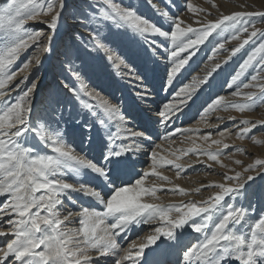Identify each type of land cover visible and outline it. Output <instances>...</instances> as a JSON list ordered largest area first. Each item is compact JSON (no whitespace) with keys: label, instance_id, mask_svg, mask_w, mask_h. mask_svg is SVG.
<instances>
[{"label":"snow or ice","instance_id":"6c2138e0","mask_svg":"<svg viewBox=\"0 0 264 264\" xmlns=\"http://www.w3.org/2000/svg\"><path fill=\"white\" fill-rule=\"evenodd\" d=\"M145 5L161 21H169L167 30L163 23L158 25L144 16L129 0H6L0 5V264H106L108 258L112 264H167L164 257L181 245L179 264H264V185L254 187L257 178L264 181V158L255 159L234 175L221 173L224 182L194 190L200 193L215 188L207 198L168 206L144 202V197L159 199L158 187L146 185V180L167 181L168 177L157 171L165 165L172 166L179 175L183 167L177 163L180 156L165 160L155 150L159 146L147 131L133 126L123 104L102 98L101 92L88 83L92 74L105 67L115 71L124 68L129 79L137 82L135 97L146 102L151 97L145 85L150 61L169 65L167 90L186 70L200 45L213 33L218 37L230 29L231 40L239 41L242 34L247 38L232 49L225 47L227 41H218L209 59L223 50L227 53L226 64L253 38L259 41L227 82V87L233 89L230 95L241 99L219 95L207 105L201 119L217 110L244 113L264 108V30L249 19H264V12L221 13L214 21L198 19L195 23L199 27H193L172 13L175 5L169 0H145ZM186 8L197 11L191 3H186ZM66 14L76 30L69 33L63 47L62 78L55 80L45 105L37 110L32 96L38 80L28 83L25 75L14 86L11 82L32 65L38 69L40 57L24 62L17 71L11 66L33 45L51 53ZM30 21L45 25L48 32L29 30L26 25ZM133 44L151 54L139 71L132 66V58L140 55L133 51ZM221 67V63H214L202 77L196 76L176 89L171 101L157 110L159 122L167 127L178 119L190 102L195 103L197 89L211 86L210 78ZM250 68L247 80H241ZM25 84L28 86L22 87ZM13 91L18 92L15 99L9 95ZM69 97L76 102L75 111ZM236 123L239 139L264 145V140L256 139L264 135V120ZM253 129L258 131L253 133ZM191 131L177 129L171 135ZM225 134L219 133L221 137ZM210 135L201 139L207 141ZM169 138L167 134L163 137ZM212 143L219 145L222 141ZM189 152L201 154L192 148L182 154ZM202 154L219 162L222 153ZM142 156L147 158V170L137 169ZM169 191L190 194L179 186ZM76 197L92 201L95 207L84 206ZM68 205H76V210ZM74 219L79 228H68L65 222ZM154 224L158 226L149 235L139 237V244L135 240L127 247L118 243L121 233ZM186 227L199 238L184 243Z\"/></svg>","mask_w":264,"mask_h":264},{"label":"rangeland","instance_id":"374dc122","mask_svg":"<svg viewBox=\"0 0 264 264\" xmlns=\"http://www.w3.org/2000/svg\"><path fill=\"white\" fill-rule=\"evenodd\" d=\"M5 2L6 0H0V5H3ZM74 2L80 3L81 0H74ZM129 2L134 4L138 9H141L144 16L153 22H156L158 25L163 23L165 30L168 29L169 21H161L159 17L147 8L145 0H129ZM169 3L175 5L171 9L172 13L178 14L180 18L185 17L183 20L192 24L193 27H199V25L195 23L196 20L214 21L221 13L230 14L235 11L264 12V0H169ZM186 3H191L197 11L195 13L189 11L186 8ZM201 9L203 10L202 12L199 11ZM249 19L255 24L256 28L264 30V19L259 16H253ZM26 27L33 31L48 32L47 27L38 22L30 21ZM74 30H76V26L72 23L70 16L66 14L62 17L61 26L58 28L57 35L53 39V51L51 53L46 54L42 49L33 45L22 52L19 59L11 66L12 71H17L24 62L35 56L40 57L41 64L38 69L32 65L29 70L20 72L11 82L14 86L25 75H28L29 77L28 83H31L34 78L38 80V87L32 96L34 109L38 110L45 105L46 96L50 92L51 86L57 78H62L61 63L64 60V56L62 55L63 47L69 41V33ZM246 38L247 34H242L239 41L231 40L230 29L220 32L218 37L216 33H213L204 44L199 46V50L196 55L192 57L189 65L186 66V70H182L181 73L177 75V78L173 81L171 87L167 88V90H165V82L169 65L156 60L150 61L147 65L149 70L146 73L145 85L151 91V97L146 102L138 101L135 97L134 93L138 90L137 82L134 79H129L128 71L124 68H121L118 73H114L115 70L105 67L103 71L91 75V78L88 81L90 87H94L97 91H100L102 98L105 96L113 103H122L136 129L150 131L151 135L156 136L152 138H154L153 142L159 146L155 150L160 156H162L165 160L176 159L177 156H180L177 163H180L183 167L179 170V175H177V170L172 166L165 165L161 167L162 170L159 172L161 173L163 171L161 176L168 177L167 181L153 178L148 179L151 181L154 180V182L150 184H155L158 187L159 190L157 191V196L159 199L144 197V202L160 201L161 203H164L162 205L168 206L172 204H179L182 201L187 202L189 200H201L207 198L214 191H216L215 188H209L207 190L202 189L200 193H195L194 189L192 191V189H188L187 186H191L194 181L196 182L195 187L199 186L198 188H200L201 185L224 182L221 173L234 175L235 172H242L244 167L248 164L254 163L255 159L264 158V145H254L253 141L247 138L241 140L236 135V132L238 131L237 121L245 119L251 121L264 120V108H258L254 111L244 113H240L235 109L217 110L204 117V119H201L207 105L210 104L217 96L223 95L231 100L241 99L230 95L233 89L227 87V82L229 81L231 75L239 69V66L242 64L247 55L250 54L258 45V39L253 38L252 41H249V43L226 64L223 62L227 58V53H224L223 50L219 51L217 57L213 59H209V57L211 56L213 46H215L218 41H227L225 47L232 49ZM139 39L143 41L144 38ZM159 39L160 38H157L158 42ZM131 47L133 51H138L140 53L139 56L132 58V66L139 71L145 66L144 59L146 57H150L151 54L146 51L145 47H142L139 44H133ZM259 55L261 54H258L257 58H259ZM217 62L221 63L222 67L217 71V73L213 74V77L210 78L209 83L211 86L202 85L199 89H197V98H195V103L190 102V106L185 108L183 112L179 114V118L174 119L175 122L173 120V122L169 123L167 127L164 126V128H166L165 134H170V138L165 140L163 139L164 136L157 137V128L158 126H162L157 116V110L160 109L163 104L171 101L176 89L184 83H191L196 76L202 77L208 69H210L212 65ZM251 71L252 70L250 68L248 72L241 77V80H247ZM27 86L28 85L25 84L22 87ZM251 90L253 89H246L245 91ZM9 95L15 99L18 92L13 91ZM68 99L75 111L77 107L76 102L71 100V97ZM143 112H148L146 116L148 123L146 119H143L145 116L142 115ZM218 117H222L223 120H218ZM229 117H235L236 119H229ZM177 129H193L194 131L186 132L184 135H171V133L176 132ZM221 131L226 132L225 136L221 137L219 135ZM257 131V129H253V133H256ZM96 133L98 138V135H100L99 130H97ZM209 134L211 135L207 141L201 139L202 136ZM256 139L264 140V135H257ZM213 140H221L222 143L219 145L213 144ZM225 143L229 145V148L225 149L223 147V144ZM190 148L195 149L197 153L201 154L197 155L192 152H189L187 155L182 154L183 151ZM235 148L245 149L246 151L235 152ZM205 151H219L222 153L218 158L219 162L209 160L206 155L202 154ZM248 153H252V155H249ZM93 155L98 157V153H93ZM144 158L146 157L142 156L140 162L143 163L142 165L146 164L138 170H147L148 164ZM237 160L242 161V164H236L235 161ZM137 166H141V164ZM261 185H264V181H260L259 178H257L254 187ZM176 186L189 190L190 194L185 200L177 202L175 200L174 203H172L173 201L171 202V199L183 197L178 194V191L175 194L169 191ZM260 210V205L257 203V213H259ZM75 220L76 219L73 221ZM74 223V226L77 228L79 226L78 221ZM149 227L150 226L148 225H141L140 228L137 227L138 229L134 228L137 229L136 231L138 234L136 233L133 240H138L139 237L149 235V232L152 230V228ZM122 234L124 233H121V237L118 239L119 244L127 243L124 241L127 238ZM138 235L139 237H137ZM193 239L191 242H193ZM133 240H129V242L131 243ZM129 242L128 245L130 244ZM0 243H3L2 238H0ZM109 260H111V258H108L106 263L112 264V261Z\"/></svg>","mask_w":264,"mask_h":264},{"label":"bare ground","instance_id":"6f19581e","mask_svg":"<svg viewBox=\"0 0 264 264\" xmlns=\"http://www.w3.org/2000/svg\"><path fill=\"white\" fill-rule=\"evenodd\" d=\"M191 14H193V13H191ZM194 15V14H193ZM182 19H184L185 17H181ZM193 18V17H192ZM143 63V62H142ZM114 73H118V71H115ZM113 76V75H112ZM104 98H106L105 96H104ZM133 101V100H132ZM127 108V107H126ZM140 109V108H139ZM147 114H148V112H143V114L142 115H145L144 117H143V119H146V116H147ZM150 114V113H149ZM146 120H148V119H146ZM174 122H175V120H174ZM141 125V124H140ZM144 126H146V125H144ZM144 126H142V127H144ZM156 128V127H155ZM150 129V128H149ZM156 130V129H155ZM97 131V130H96ZM175 131V130H174ZM166 128H164V125H162V126H158V128H157V132H156V135H157V137H159V136H165L166 134ZM97 134V133H96ZM170 135V134H169ZM100 137V135H98V138ZM153 142V141H152ZM97 154V153H96ZM146 161H147V159L146 158H144ZM140 160H141V158H140ZM141 165L143 164V163H140ZM162 170V168L160 167V168H158L157 169V171H161ZM161 173H163V171L161 172ZM212 181H214V180H212ZM154 182V180H148V181H146V184H150V183H153ZM195 185H196V182L194 181L193 182V184L191 185V186H187V188L188 189H192V191H193V189L195 190L196 188H198V187H195ZM207 194H210V193H207ZM79 201H80V203H82L84 206H89L87 203H85V201H86V199H83V198H80V197H76ZM186 198H188V196H183V197H180V198H174V199H171V202L172 201H175L176 200V202L177 201H181V200H185ZM0 199H3L2 197H0ZM88 202H90L89 200H87ZM175 202V203H176ZM67 203V202H66ZM149 203H157V204H164L163 202L161 203L160 201H150ZM166 203V202H165ZM244 203H245V201H244ZM247 205H248V202L246 201V203H245V206L247 207ZM164 206V205H163ZM68 207L69 208H71V209H73L74 211L76 210V205H68ZM91 207V206H90ZM76 221H78V220H75V221H73L72 223H68V222H65L66 224H67V227L68 228H76V226H74L75 225V223L74 222H76ZM211 223V222H210ZM77 224V223H76ZM155 225H157V224H154V225H151L149 228H153V227H155ZM77 228H79V226L77 227ZM101 228H103V225L101 226ZM140 228V227H139ZM138 229V228H137ZM137 229H132L131 231H129V232H127V234H122V235H125V237L128 239V240H130L131 238H133L135 235H136V233H137ZM140 230V229H139ZM141 231V230H140ZM184 232H185V240H184V243H187L188 242V240L190 239V238H192L193 236H195L194 238H195V240H197L198 238H199V236H198V234H195V233H193L189 228H185L184 229ZM151 232H149V234H150ZM138 234V233H137ZM139 236V235H138ZM79 239H83L82 237H78ZM122 238H123V236H122ZM119 239V238H118ZM127 239L126 240H124V241H126L127 242ZM131 241V240H130ZM136 241V243H140L141 242V240L140 239H138V240H135ZM182 247H183V245H181V246H178L177 248H175V249H173V250H170L169 251V253L165 256L166 257V259H167V264H169V263H172V264H179V256H180V251L182 250ZM94 256H95V254H93ZM164 257V258H165ZM107 264V263H106Z\"/></svg>","mask_w":264,"mask_h":264}]
</instances>
